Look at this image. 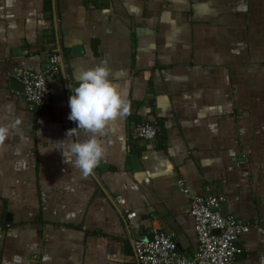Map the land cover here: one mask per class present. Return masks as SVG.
<instances>
[{
	"label": "crops",
	"instance_id": "obj_1",
	"mask_svg": "<svg viewBox=\"0 0 264 264\" xmlns=\"http://www.w3.org/2000/svg\"><path fill=\"white\" fill-rule=\"evenodd\" d=\"M53 52L64 72L34 115L11 79ZM97 65L128 112L98 137L104 156L85 178L62 153L88 138L66 136L69 98ZM143 123L156 139L130 142ZM0 125V264H138L134 242L154 229L191 256L177 179L247 224L235 264H264V0H0Z\"/></svg>",
	"mask_w": 264,
	"mask_h": 264
},
{
	"label": "built area",
	"instance_id": "obj_2",
	"mask_svg": "<svg viewBox=\"0 0 264 264\" xmlns=\"http://www.w3.org/2000/svg\"><path fill=\"white\" fill-rule=\"evenodd\" d=\"M63 57L53 52L41 71L19 70L15 77L23 86V98L30 111L38 115L51 106L49 78L60 73ZM158 134L154 123L132 126L128 132L130 142H152ZM176 184L189 196V216L196 234L197 247L191 256L180 253L171 234L154 229L150 239L134 242V256L138 264H235L239 249L237 243L248 229L247 224L221 207L225 198L206 190L192 195L182 179ZM128 218L133 214L127 215Z\"/></svg>",
	"mask_w": 264,
	"mask_h": 264
},
{
	"label": "clouds",
	"instance_id": "obj_3",
	"mask_svg": "<svg viewBox=\"0 0 264 264\" xmlns=\"http://www.w3.org/2000/svg\"><path fill=\"white\" fill-rule=\"evenodd\" d=\"M109 77L110 69L103 65L82 71L78 86L69 98L71 111L68 119L76 122L77 127L69 129L66 136L74 135L79 129L88 138L68 142L66 151L60 152L68 160L75 158L72 162L85 178L93 173L104 156V148L98 137L105 134L111 122L128 112L127 102ZM9 133L10 126L0 125V146ZM68 160L65 159V162L68 163Z\"/></svg>",
	"mask_w": 264,
	"mask_h": 264
},
{
	"label": "water",
	"instance_id": "obj_4",
	"mask_svg": "<svg viewBox=\"0 0 264 264\" xmlns=\"http://www.w3.org/2000/svg\"><path fill=\"white\" fill-rule=\"evenodd\" d=\"M63 63H61V70L64 72V69H63ZM11 84L12 86L15 88V89H19V90H22L23 92V86L21 83H19L15 78H12L11 79Z\"/></svg>",
	"mask_w": 264,
	"mask_h": 264
},
{
	"label": "bare ground",
	"instance_id": "obj_5",
	"mask_svg": "<svg viewBox=\"0 0 264 264\" xmlns=\"http://www.w3.org/2000/svg\"><path fill=\"white\" fill-rule=\"evenodd\" d=\"M190 201V200H189ZM189 209H190V206H189Z\"/></svg>",
	"mask_w": 264,
	"mask_h": 264
}]
</instances>
